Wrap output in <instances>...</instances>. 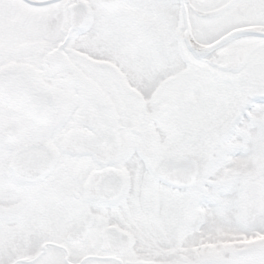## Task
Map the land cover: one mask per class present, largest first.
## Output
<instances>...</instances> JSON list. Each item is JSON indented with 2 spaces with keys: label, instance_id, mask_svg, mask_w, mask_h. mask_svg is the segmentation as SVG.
<instances>
[{
  "label": "snow or ice",
  "instance_id": "snow-or-ice-1",
  "mask_svg": "<svg viewBox=\"0 0 264 264\" xmlns=\"http://www.w3.org/2000/svg\"><path fill=\"white\" fill-rule=\"evenodd\" d=\"M0 264H264V0H0Z\"/></svg>",
  "mask_w": 264,
  "mask_h": 264
}]
</instances>
